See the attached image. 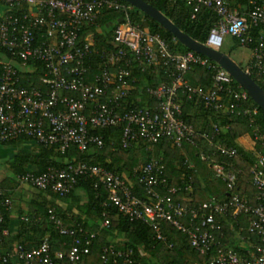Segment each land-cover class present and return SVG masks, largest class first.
<instances>
[{"label":"built area","instance_id":"obj_1","mask_svg":"<svg viewBox=\"0 0 264 264\" xmlns=\"http://www.w3.org/2000/svg\"><path fill=\"white\" fill-rule=\"evenodd\" d=\"M184 1L191 18L201 7L211 9L218 17L207 32L206 46L219 50L224 36L235 38L250 53L243 70L264 80V0H232L233 5L231 0ZM0 4L6 6L0 15V47L11 57L0 60V141L24 136L42 146L55 145L60 152L71 144L84 150L88 144H102L101 137L91 130L120 126L121 148H128L138 139L152 146L160 138L179 147L184 141L193 144L197 135L208 137L205 132L197 133L181 118L179 92L204 107L216 109L224 102L230 112L247 100L246 91L239 85L235 90L230 84L232 78L217 63L190 50L171 51L158 33L149 32L127 17L112 29L114 49L105 54L99 71L87 80L89 67L85 58L92 36L86 35L80 43L78 31L81 26L92 24L103 10L129 8L120 0H0ZM11 9L18 12L11 13ZM254 29L258 34L251 33ZM29 61L38 62L42 68L41 87L20 84L18 72ZM131 62L140 71L158 69L168 78L167 82L146 88L147 94L156 100L152 107L120 109L132 89ZM193 64L211 69L207 88L185 78ZM241 112L254 115L256 108L247 106ZM215 132L217 127L213 123L210 133ZM215 148L227 158L236 156L233 148L219 144ZM199 157L206 158L202 153ZM227 165L208 163L213 176L224 182L228 199L222 202L209 199L193 205L173 201L170 195L155 191L156 186L165 185L166 178L162 164L153 156L134 168L136 180L149 201L132 193L124 175L83 162L49 167L37 174L26 172L17 175L16 181L61 197L72 189L78 176H92L95 184L100 183L107 190L109 205L129 220L149 224L157 239L161 238L159 223L166 222L186 233L190 246L198 253L214 246L215 255L209 264H264V156L256 155L248 168L249 181L255 189V206L235 191L236 175ZM167 191L173 193L174 188ZM4 193L0 185V203L8 208L10 199ZM47 212L49 220L68 238L55 249L47 236L28 249L17 242L0 244V264H83L95 232L80 225L64 227L50 209ZM239 213L250 214L248 231L260 238V243L252 244L245 256L218 244L213 236L221 228L216 217L234 218ZM184 217L187 223L181 220ZM107 224L106 218L100 222V226ZM2 234L6 231L2 230ZM93 264H135V260L131 251L119 242L118 246H102Z\"/></svg>","mask_w":264,"mask_h":264},{"label":"trees","instance_id":"obj_2","mask_svg":"<svg viewBox=\"0 0 264 264\" xmlns=\"http://www.w3.org/2000/svg\"><path fill=\"white\" fill-rule=\"evenodd\" d=\"M143 1L162 12L179 30L201 43L205 42L208 30L218 18L211 9L205 7H201L191 18L190 8L184 0ZM239 1L244 2L245 0ZM120 2L129 8L125 11L103 10L92 24L83 25L78 31L77 38L80 43L86 35L91 34L92 36V45L89 46V54L85 58V64L89 67L87 80L99 71L105 54L114 49L111 42L112 29L126 17L149 32L158 33L168 43L171 51H188L170 32L149 16L130 6L124 0ZM233 4L232 2L231 5ZM9 12L18 11L11 9ZM251 33L258 34V30L254 29ZM230 38L234 46L239 45L235 38ZM3 59L8 60L11 57L0 47V60ZM14 61L16 64L19 63L15 58ZM237 64L244 69L239 63ZM41 72L42 68L38 62L29 61L18 72L20 84L25 87H41L42 84L39 82ZM248 75L264 90L262 78L253 73ZM130 78L133 79L132 89L122 101L120 109L154 106L156 100L147 94L146 88L154 87L162 81H168L161 70L145 68L140 71L134 62H131ZM185 78L191 83L207 88L211 81V69L206 65L193 64L186 71ZM230 84L235 90L238 89V84L233 80ZM179 97L181 118L189 123L197 133H207V138L197 135L193 144L184 141L179 147L166 138H160L152 146L138 139L128 148H121L119 145L120 126H111L91 130L93 134L101 137L102 144L101 146L88 144L84 150H78L75 145L71 144L60 152L55 145L42 146L24 136L0 141V143L16 147L8 162V169L14 176L0 178V185L5 190L4 196L10 199L8 208L0 203V244L10 245L17 242L28 249L34 247L41 237L47 236L52 248H58L59 242L68 237L60 233L49 220L47 210L50 209L64 227L80 225L88 232H95L89 254L84 256L83 264L96 262L102 246L116 245L119 242L124 245L125 250L131 251L135 264H209L215 255L214 246L200 254L190 246L186 233L166 222L159 223L161 238L157 239L149 224L141 220H129L114 206L109 205L107 190L100 183L95 184L94 177L88 175L78 176L72 189L61 197L49 191L38 190L32 198L26 201L23 209H18L14 220L10 218L12 201L7 183L16 186L19 185L16 181L17 175L26 172L37 174L49 167L61 168L77 162L100 165L111 172L124 175L132 193L142 200L149 201L143 186L136 180L134 168L151 156L162 164L166 178L164 186L158 185L154 188L160 195L168 194L173 201L186 205L197 204L209 199L219 202L226 201L229 191L223 181L213 176L208 163H227V167L231 168L236 175L235 191L245 197L249 205L255 206L257 204L254 199L255 189L250 184L248 168L256 155L264 156V113L249 97L231 112L227 110L224 102L220 108L214 109L194 104L187 100L181 92H179ZM247 106L255 107L256 114L242 113L241 109ZM213 123L217 127V132L210 133ZM243 135H248L251 139V149H244L238 144L237 139ZM21 143H27L28 147H21ZM217 144L233 148L236 156L227 158L221 155L215 148ZM200 153L206 158L200 159ZM169 188H174V192L169 193L167 191ZM56 201L66 202L67 206L63 207ZM21 217H25V220ZM250 217L247 213H239L234 218L216 217L221 228L213 232L215 242L230 247L238 254L245 256L252 244L260 243V238L248 231ZM104 218L108 220V224L100 226ZM181 220L187 223V217ZM2 230L6 231L5 235L2 234ZM239 241H243L246 246H240Z\"/></svg>","mask_w":264,"mask_h":264},{"label":"water","instance_id":"obj_3","mask_svg":"<svg viewBox=\"0 0 264 264\" xmlns=\"http://www.w3.org/2000/svg\"><path fill=\"white\" fill-rule=\"evenodd\" d=\"M130 6L143 12L171 35L188 50L201 54L223 68L234 82L244 89L252 102L264 113V90L226 53L215 50L198 42L179 30L162 12L143 0H124Z\"/></svg>","mask_w":264,"mask_h":264},{"label":"crops","instance_id":"obj_4","mask_svg":"<svg viewBox=\"0 0 264 264\" xmlns=\"http://www.w3.org/2000/svg\"><path fill=\"white\" fill-rule=\"evenodd\" d=\"M248 51V56L249 57V50L246 48ZM223 52V51H222ZM4 60V59H3ZM233 60V59H232ZM234 61V60H233ZM247 61V60H246ZM235 62V61H234ZM237 142L239 145H241L244 149H251V145L246 141V137L243 135L237 139ZM21 147L27 148L28 145L27 143H21ZM5 170H0V178H5L8 176L6 174V168ZM10 177V176H8ZM8 184V191H9V196L12 201L11 205V213H10V218L14 220V217H16V212L18 209H23L25 207L26 201H28L30 198H32V195L37 193L38 190L32 188L29 185H24V184H19L16 186H13L11 183ZM57 203L61 204L63 207L67 206L66 202H61V201H56ZM240 246H246V244L243 241H239L238 243ZM118 246V244H116Z\"/></svg>","mask_w":264,"mask_h":264},{"label":"rangeland","instance_id":"obj_5","mask_svg":"<svg viewBox=\"0 0 264 264\" xmlns=\"http://www.w3.org/2000/svg\"><path fill=\"white\" fill-rule=\"evenodd\" d=\"M6 10V6H4L3 4H0V15ZM219 50L223 51L224 53L227 52L226 54L233 59L236 63H239L241 66H245L246 60L248 59V51L246 50V48L242 47V46H234L232 44V40L230 38V36H224L223 38V42L221 47L219 48ZM246 137V141L251 145L252 141L249 138L248 135L245 136ZM17 146V145H16ZM13 149H16V147H12L7 145V144H3L0 143V170H5L4 168H6V174L8 176H14L13 173L8 169V162L11 160V153L13 152ZM27 186V184H24ZM15 218V217H14Z\"/></svg>","mask_w":264,"mask_h":264}]
</instances>
